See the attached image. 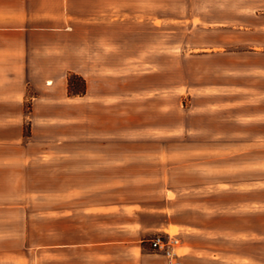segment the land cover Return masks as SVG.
Wrapping results in <instances>:
<instances>
[{"label":"rangeland","instance_id":"obj_1","mask_svg":"<svg viewBox=\"0 0 264 264\" xmlns=\"http://www.w3.org/2000/svg\"><path fill=\"white\" fill-rule=\"evenodd\" d=\"M107 2L113 3V38L75 46L112 49L113 81L106 84L119 94L130 92V112L115 109L114 138L104 145L129 152L114 153L108 162L132 166L113 173L122 179L117 185H132L116 187L108 198L137 201L124 205H137L141 237L132 246L58 251L59 241L70 244L74 237L67 213L74 201L62 204L67 218L60 239L58 234V172L68 161L58 164L52 154L25 164L6 160L0 169V264H171L150 245L163 232L181 241L175 264H264V138L259 136L264 125L251 123L258 108L249 92L237 89L249 84L240 74L248 59L237 65V52L264 41L262 32L250 33L253 25H264V12L239 11L237 0ZM85 77L67 76L71 96L86 94ZM36 78L0 73V98L26 88L24 104L0 102V137L13 139L21 132L22 123L7 125L2 118L22 110L29 116L38 95ZM23 126L24 134H31L29 119ZM96 126L91 119L84 122L78 129L81 142L67 140L63 146H96L89 138ZM48 133L56 136L61 130ZM57 146L49 142L48 147ZM70 188L71 181L63 179L61 189ZM90 198L77 203L85 228L99 220V214L93 219L87 211ZM89 232L83 236L79 229L77 240L91 238Z\"/></svg>","mask_w":264,"mask_h":264},{"label":"crops","instance_id":"obj_2","mask_svg":"<svg viewBox=\"0 0 264 264\" xmlns=\"http://www.w3.org/2000/svg\"><path fill=\"white\" fill-rule=\"evenodd\" d=\"M102 1L0 0V73L37 76L34 83L38 90V95L32 98L29 116L22 110L2 118L7 125L20 127L22 123V127L16 138L0 137V151L7 153L0 156V169L8 163L6 160L25 164L49 154L58 156V164L68 161L63 168L59 165L58 172V234L60 239L62 220L67 218L66 206L63 209L62 204L74 201L73 209L69 208L67 212L68 220L74 222V237L70 244L59 241L56 246L58 251L76 249L79 246L107 248L119 243L132 246L141 237L137 205H124L137 204V201H115L108 198L116 187L132 185L124 181L117 185L122 179L113 176L115 171L133 170L132 166H126L123 162H108L109 156L114 153L127 155L129 152H118L104 145L114 138L115 109H120L123 115L130 112L132 103L127 96L130 92L127 95L123 92L119 94L113 86L108 87L106 84L113 81L112 49L93 46L92 49L83 50L81 45L75 46L83 41L102 43L113 38V3ZM237 10L264 12V0H237ZM98 29L105 30V37L90 33ZM259 31L264 34L263 24L253 25L250 33ZM82 32L86 35L83 36ZM244 58L248 59L242 62L246 71L240 74L244 76L243 81L249 77V84L241 83L237 89L249 92L251 105L258 108L255 120L251 123L264 125V41H252L248 52H237V65ZM70 73L88 76L85 77V95L69 94L67 76ZM237 74L239 75L238 72ZM104 84L108 88L105 89ZM25 95L26 88L14 89L1 96L0 102L16 101L24 104ZM25 119H29L32 124L29 135H25L23 131ZM89 119L97 125V130L89 136L97 145L63 146L67 140L81 142L83 134L78 129ZM66 128H74L75 132L66 136ZM54 129L61 130V133L56 136L48 133ZM259 136L264 138V134ZM24 140L28 142L24 144ZM49 142H55L58 146L50 149ZM15 150L17 152L11 153ZM83 159H89V162H77ZM141 178L143 177L140 176ZM63 179L71 181L70 189H61ZM136 179L139 177H133V180ZM84 197H91L87 205L90 217L99 214V220L92 221L91 228H85L78 217L80 207L77 203ZM79 229H82L83 236L90 231L88 234L91 238L77 240ZM175 262L172 261L171 264Z\"/></svg>","mask_w":264,"mask_h":264},{"label":"built area","instance_id":"obj_3","mask_svg":"<svg viewBox=\"0 0 264 264\" xmlns=\"http://www.w3.org/2000/svg\"><path fill=\"white\" fill-rule=\"evenodd\" d=\"M150 245L155 252L162 254L174 262L180 256L181 241L170 232L155 234L150 240Z\"/></svg>","mask_w":264,"mask_h":264},{"label":"trees","instance_id":"obj_4","mask_svg":"<svg viewBox=\"0 0 264 264\" xmlns=\"http://www.w3.org/2000/svg\"><path fill=\"white\" fill-rule=\"evenodd\" d=\"M69 84H71V80L69 81ZM84 84H85V82H84ZM84 93H85V91L82 92V94H84ZM78 95H80V94H78Z\"/></svg>","mask_w":264,"mask_h":264}]
</instances>
